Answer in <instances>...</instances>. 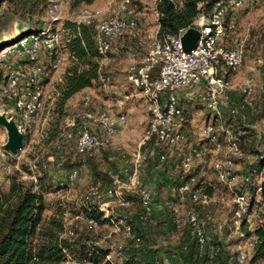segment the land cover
<instances>
[{
	"label": "built area",
	"instance_id": "2783aa9c",
	"mask_svg": "<svg viewBox=\"0 0 264 264\" xmlns=\"http://www.w3.org/2000/svg\"><path fill=\"white\" fill-rule=\"evenodd\" d=\"M129 1L126 0V3ZM252 2L253 0H220L213 6L210 14L199 15L190 27L180 28L177 33L168 34L163 38L157 36L159 24L156 12L158 28L152 49L142 58L137 54L131 56L127 75L128 81L143 91L150 119L149 129L131 153L128 176L125 179L115 177L107 186L97 182L87 196V199L103 196L105 200L100 203L99 208L107 216L111 215V203L128 207L130 201L127 196L140 192L142 205L147 214L151 215L156 206L158 211L163 213L176 212L177 230L188 225L189 233L194 237L198 250L208 251L213 257L215 245L209 226L213 225L218 232H222L223 224L215 219L211 209L228 203L232 206L234 228L241 236L243 235L240 222L245 215H248V218L251 215L250 198L247 192L238 187L249 183L250 174L237 175L236 161L253 163V156L241 147V138L232 125L227 123L225 113L236 117L240 109L253 108L247 97V94L253 91V84L251 79H244L242 82L244 98L240 102H233L227 112L223 110L226 104L231 103L227 99L228 93L234 88L231 76L239 73L246 49L245 39L239 40L231 47L225 45L224 41L227 28L234 27L240 10ZM65 3L66 0H49L46 14L50 25L40 31L21 36L19 40L6 45L0 51V66L6 73L0 76V114L13 118L25 136L23 147L19 149L17 156H13L5 148L6 140L0 132V165L8 176L13 171L12 161H20L29 150L26 139L31 126L37 124L40 118L43 119V123L47 121L59 95L57 91L56 96H48L47 86L55 73H65L69 60L63 32L52 27L53 23L61 19ZM122 8L125 9V6ZM93 21H96L95 40L102 66L110 60L109 54L113 49V43L125 30L135 29L138 18L132 12L123 15L119 11L109 14L106 9L85 10L80 15L78 23L90 24ZM190 28L199 30L200 36L197 46L186 52L182 37ZM156 67H159V73L157 77H153ZM100 81L106 85L110 77L101 74ZM194 88L198 89V99L203 100L206 105L207 118L200 132L202 142L184 150L190 138L189 133L181 127L183 107L180 100L187 98L188 91ZM130 99V94L118 95L112 103L95 111L90 107L91 94L85 93L82 97L85 110L66 120L60 141L55 143L57 151L62 150L64 141L72 136L73 130L77 127L81 128L76 142L78 153L94 157L97 152L110 149L118 130L127 123L125 113L119 114L116 119L113 117L112 106H124ZM93 127H99L102 135L94 133ZM152 135L157 137L154 143L155 159L160 163H169L168 148L184 151L181 162H172L173 165L169 166L174 172L172 181L174 200L169 199L157 203L156 206L153 203L152 191L143 185V173L148 169L151 160L148 151L151 146H148ZM173 150H170L171 154ZM48 159L54 162L53 156H49ZM62 164L61 161L57 166ZM42 165L43 162L36 157L30 162V171L21 176L22 180L32 181L34 190L39 187L37 172ZM211 171L225 192L208 194L201 188L193 187L199 176L207 179ZM78 175L77 168L71 169L68 181L74 182ZM205 181L203 183H206ZM227 191L232 194V200L226 203ZM188 200L191 202L189 206ZM196 205L200 207L197 208ZM177 206L183 210L179 211ZM258 213L257 223L263 225L264 210L261 209ZM140 218L142 220L145 216L141 215ZM89 223L95 229L99 228L97 220L91 218ZM71 224L72 222L66 218L65 226L69 234H73ZM111 227L112 230L106 238L118 234L124 243L139 244L142 241L134 226L124 218H113ZM255 243L256 239L253 237L240 245L236 256L238 263L248 261ZM186 247L187 244L184 248ZM67 258L66 264H88L73 260L69 255ZM108 259L112 264H125L122 258H113L112 254ZM163 263L178 264L172 263L167 256L162 263L159 262Z\"/></svg>",
	"mask_w": 264,
	"mask_h": 264
},
{
	"label": "rangeland",
	"instance_id": "374dc122",
	"mask_svg": "<svg viewBox=\"0 0 264 264\" xmlns=\"http://www.w3.org/2000/svg\"><path fill=\"white\" fill-rule=\"evenodd\" d=\"M101 1L103 4L95 8H90L87 5L73 8L71 6V0H66L62 17L59 21L52 24L53 29L60 30L66 37L67 32H65L64 30V21L72 20L78 22L79 17L83 11H96L102 9H106L109 14H115L119 11V13L126 15L128 12H132L138 18V25L132 31V33L125 32L117 40V43H113V51H115L116 53L111 52V59L109 60V62L102 65V74L109 76L110 81L106 85L100 84L85 89L84 91L78 93L76 96L70 99L66 107V116L61 119V122L63 121L62 125H64L68 118L85 110L82 97L87 92L92 96V103L90 104V107H92V109L95 111H99L100 109L106 107L107 104L112 103L114 98H116L118 95L130 94L131 99L128 100L124 106H112L113 117L116 119L119 114L125 113L127 115V123L123 128H120L118 130L117 135L114 137L113 145L110 149H108L111 154V158L114 161L113 164H110L109 166H111L112 170L115 171L116 177L125 179L130 172L131 153L137 147L139 141L146 134L147 130L149 129L150 123V119L145 107L146 103L142 89L135 87L127 79L130 66V56L132 54H137L140 58H142L147 52L152 49V45L157 33V0H130L128 3H126V0ZM123 5L125 6V9L122 8ZM43 10L44 11L42 14H36L31 17L29 15L18 14L16 13L17 10L15 11L13 7H8L7 4L4 5L3 8L0 9V43L4 42V40H6L9 35H14L18 31H24L30 29L33 26H35L36 29L38 28L37 31L47 28L50 25V20L47 17L45 9ZM234 22V27L231 32H228L226 34L224 43L228 47H231L234 46L239 40L245 39L246 49L243 59V65L239 73L232 74L231 76L234 88L228 93L227 96V99L230 100L231 103L226 104L223 110L227 112L228 107L232 105L233 102H240V100L244 97V86L242 85V82L244 81V79H251L253 84V91L250 94H247V97L250 102H252L253 108H251V110L240 109L239 115L235 118H232V124L240 119V122H238L239 126H254L255 128L253 129V131L257 132V139H259L258 136H260L258 149L264 152V118L256 115L259 112V102L262 99V91L264 87V0H253V2L249 6L240 10ZM19 39L20 37H16L14 41L8 43V45L16 42ZM4 47L5 46L3 45L0 48V51ZM69 62L70 61L68 60V64ZM4 75H6V73L0 66V76L2 77ZM61 76H63V74L59 72V74L55 75L49 82L47 86L48 96H56L58 91L57 84L60 82ZM197 90V88H194L188 91L187 98H182L180 100L181 106L183 108L184 106H186V104L183 103L182 100L187 101L190 108V111L188 113H184L182 121L180 120L181 127L189 133L190 138V142L189 144H187V146L184 147V150H188L189 146H194L202 142L200 140V132L206 122L207 108L206 105H204V101L198 99ZM53 109L51 110L47 121L43 123V119L40 118L37 124L31 126V130L26 139L27 144L29 145V150L27 151L25 157L20 161H12V173L8 176L3 171L2 166L0 165V186L3 189H7L14 172H16V170H21L23 174L22 167L24 166L30 169V162L36 157H39V159L43 162V165H45V167L42 165V170L40 169L41 174H43L44 176L45 185L50 186L52 189H55L56 187L58 188V191H56L57 193L50 194L48 198H53V200H55L54 198H58L57 200L68 203L70 205V209L66 214L67 219L72 223H75L83 218L82 215H79L80 213L77 212L80 209V204L84 199H87L89 191L92 189V187H94V174L88 166L86 159L77 155L76 152V142L81 130L80 127H77L75 128V130H73L71 138L63 143L61 151H57V149H54L53 143H47L49 129L52 125H55V122L58 118L53 112ZM225 116L226 119H228L229 116L227 113H225ZM92 131L97 135H102L99 127H93ZM0 132L3 134V137L7 141V132L5 128L0 126ZM148 149L151 160L149 162L148 169L144 172L145 175L143 173L145 178V180L143 181V185L146 188L151 189L153 198L154 195H156L160 199L157 203L165 202L169 199L174 200L175 191L173 183L170 185V188H166L163 185L166 183H163L161 186H157L158 189L155 187L158 183V179L163 178V176L158 173V171L164 168L168 169L169 166L173 165L172 162L177 163L184 151H180V155L178 154L177 156L174 155V153L178 151V149L168 148L167 154L170 156L169 163L163 164L155 159V144L151 145V147ZM170 150H173V154H171ZM55 151L59 155V159L57 162H53L48 159L49 156H56ZM96 156L97 159L100 158L99 154H97ZM61 161L63 163L62 166H57ZM72 162H78V165L75 164V168H77L79 171V175L74 182L68 181L67 178L71 167H67L66 165H69V163ZM236 162L237 175L240 176L243 173L249 174L247 168L251 163L245 162L243 160H237ZM24 173L26 172L24 171ZM168 174L173 178V170L168 171ZM38 178L40 186L41 179L39 175ZM256 180L259 183L261 182V180H264V169L261 176H258ZM27 181L30 182L31 180ZM205 182L206 183H203V190L205 192L208 189L206 188V185L214 189V193L218 194L221 192H225V189L220 184H218L217 179L212 171L209 172V176L207 177ZM249 185H241L238 188L240 189L241 187V190H244L250 196L248 191V189L250 188ZM157 191H159V193H157ZM225 198L226 203L229 202L230 200H232V194L227 191ZM157 203H155V206L157 205ZM111 206V212H113L114 214L126 215L129 220L132 221L135 227L146 230L144 232L145 235L147 233H151L152 229H155V231L159 230L157 223L160 222V224H162L163 221H161L159 217H157V214H163L167 216L166 214L169 213L158 211L156 206L155 212L153 211L151 214L152 219H149L148 222L143 223L141 221L140 215L138 216L136 214L134 208L126 210L122 208V206H120L118 203H111ZM177 209L179 211L183 210L180 206H177ZM259 210H261V208L256 206L253 208V211H251V215L249 216L251 226L255 227V224H257ZM211 211L214 213L215 219L223 224V230L222 232H218L213 227V225H210V234L214 239H216V241L221 242L224 248H226V250H228L230 254H234L240 247V232L237 231L233 225L232 206L228 205L227 203L219 207H213ZM240 223L242 224V220ZM103 228L106 232L103 235L100 244L113 248V258L119 257L124 260L125 254L123 251L119 250L124 247H128V245L124 243V241L118 234H113L111 237L106 238L108 233H110V231L112 230V227L110 225H105ZM178 236V233L176 234L170 231L167 236H164L163 245H167L168 247L174 246L176 244V241L178 242L179 240ZM169 240L170 242H168ZM145 257L149 262H154L155 260L153 259L152 254H147L145 255ZM160 258V260H162V257ZM170 261L175 263L176 260L174 259ZM243 264L251 263L248 261ZM262 264H264V262H262Z\"/></svg>",
	"mask_w": 264,
	"mask_h": 264
},
{
	"label": "trees",
	"instance_id": "16d2710c",
	"mask_svg": "<svg viewBox=\"0 0 264 264\" xmlns=\"http://www.w3.org/2000/svg\"><path fill=\"white\" fill-rule=\"evenodd\" d=\"M96 1L71 0V6L78 8L82 5H91ZM218 1L220 0H157L156 12L158 13L159 24L157 36L163 38L168 34L177 33L180 28L190 27L199 15L210 14L213 6ZM48 3L49 1L46 0H0V9L7 4L8 7H13L15 11L17 10L16 13L32 17L36 14H42L43 9L46 11ZM63 25L65 32H67L65 38L70 62L60 82L57 84L59 95L53 112L58 118L55 125H52L49 129L47 142L53 143L54 149H56L55 143L60 141V135L64 128L61 119L66 116L68 101L85 89L102 84L100 81L102 74L101 55L98 52L95 40L96 21L90 24H83L66 20ZM232 29L233 27H228L226 34L231 32ZM37 30L38 28L36 29L33 26L25 30L21 36L37 32ZM133 30L127 29L122 34L125 32L132 33ZM158 73L159 67H156L153 77H157ZM182 101L186 104L183 108L184 115V113L186 114L190 111V108L187 101ZM256 115L264 118V87L262 99L259 102V112ZM228 116L226 121L232 125L241 138V147L253 156V163L247 168L251 176L250 182L247 183L248 185L250 184L248 189L250 209L252 211L254 207L258 206L264 210V180H261L260 183L256 180L258 176H261L264 169V152L258 149L260 136L257 139V132H254V128L251 126H239L238 122H240V119L232 124V118L235 117ZM69 138L71 137L66 138L64 142ZM156 140V135H152L148 147L153 145ZM76 152L77 155L86 159L88 166L93 172L94 186L97 182H101L103 186L111 184L116 176L115 171L109 166L114 162L109 150L97 152L100 156L99 159H97V154L94 157H88L78 153L77 149ZM55 154L54 161L57 162L59 155L56 151ZM178 154L180 155V151L174 153L177 156ZM181 159L182 154L177 163L181 162ZM75 164L78 165V162H72L66 166L73 169ZM40 169L42 170V166L37 172L41 179L37 190H34L31 181L21 179V170L14 172L7 189H3L0 186V264H66L68 255L73 260L88 264H112L108 256L114 252L113 248L100 244L106 232L103 227L105 225L111 226L113 218H124L133 225L132 221L124 214L111 212V215L107 216L99 208L100 203L105 200L103 196L94 199H84L77 212L83 218L71 224L70 227L73 234H69L65 222L70 205L57 200L58 198H54L55 200L48 198L50 194L57 193L58 188L52 189L50 186L45 185L44 176L41 174ZM22 170L23 173L24 171H30L29 168L24 166ZM204 180L206 178L199 176L197 183L193 187L203 189ZM206 188H208L206 191L208 194H214V189L207 185ZM127 199L130 201V205L128 207L122 206V208L126 210L134 208L138 216H145L141 220L143 223L152 219L151 215L147 214L143 208L140 192L128 195ZM190 204L191 202L188 200L187 205L189 206ZM196 207L199 208L200 206L196 205ZM169 213L166 214V218L169 220L165 221L166 223L164 222V224L163 222L162 224L158 222L159 230L155 231V229H152L149 234L145 235L144 232L146 230L139 229L133 225L135 231L142 237V241L139 244L128 242L126 243L128 247L119 250L125 254V264H159V262L162 263L167 254L169 256L172 254L173 256H171L170 260L175 259V263L178 262V264H240L236 260L238 251L230 254L223 244L216 241L212 235L215 245L214 256L211 257L208 251L200 252L194 237L189 233L188 225L177 230L176 212L170 211ZM91 218L98 221V229H95L89 223ZM241 220V232L243 235L239 236V245L254 237L256 243L248 261L251 264H262L264 262V224L259 225L257 223L255 227L251 226L248 215H245ZM170 231L178 233L179 240L178 242L176 241L174 246L168 247L163 245V238ZM186 244L187 247L184 248ZM158 252H162L163 255H157ZM147 254H152L153 259H155L154 262L146 260L145 255ZM160 257H162V260H160Z\"/></svg>",
	"mask_w": 264,
	"mask_h": 264
},
{
	"label": "water",
	"instance_id": "95a60500",
	"mask_svg": "<svg viewBox=\"0 0 264 264\" xmlns=\"http://www.w3.org/2000/svg\"><path fill=\"white\" fill-rule=\"evenodd\" d=\"M25 31V30H24ZM24 31H18L14 35H9L4 42H1V46H6L8 43L14 41L16 37H21ZM200 32L197 29L190 28L182 37L183 48L186 52L193 50L198 43ZM0 126L4 127L7 132V141L5 148L13 155L17 156L19 149H21L25 143V136L19 130L15 120L13 118H7L5 114H0Z\"/></svg>",
	"mask_w": 264,
	"mask_h": 264
},
{
	"label": "crops",
	"instance_id": "0c3cea01",
	"mask_svg": "<svg viewBox=\"0 0 264 264\" xmlns=\"http://www.w3.org/2000/svg\"><path fill=\"white\" fill-rule=\"evenodd\" d=\"M102 4H103V3H102L101 0H97L95 3H93V4H91V5H87V6L90 7V8H95V7L101 6ZM156 28H158V26H157V22H156ZM117 40H118V39H117ZM117 40L114 42V44L118 42ZM113 49H114V48H113ZM113 49H112L111 52L116 53L115 51H113ZM117 52H118V51H117ZM139 58H140V57H139ZM110 59H111V58H110ZM57 74H59V72L55 73L54 76L57 75ZM54 76H53V77H54ZM61 78H62V76L60 77V79H61ZM159 170H160V168H159ZM168 171H172V169H170V167H169L168 169L164 168V169L158 171V173H160V174L163 176V178H162V179H158V181H157L158 183H157L156 186H155L157 189H158L157 186H161L163 183H166V184H163L166 188H170V185H171V183H172V181H173L174 179L168 174ZM144 175H145V173H144ZM144 175H143V181L145 180ZM173 177H174V172H173ZM163 181H164V182H163ZM153 188H154V187H153ZM150 190H151V189H150ZM157 193H159V191H157ZM158 200H160V199H159L156 195H154L153 203H154V204L157 203ZM154 212H155V209H154ZM157 215H158L157 217H159V219H160L161 221H163V222L169 220V219L166 218V216L163 215V214H157ZM165 223H166V222H165ZM161 254H162V252H158L157 255H161ZM162 255H163V254H162ZM167 256H168L169 258H171V256H173V255L171 254V256H169V255L167 254ZM173 258H175V257H173Z\"/></svg>",
	"mask_w": 264,
	"mask_h": 264
}]
</instances>
